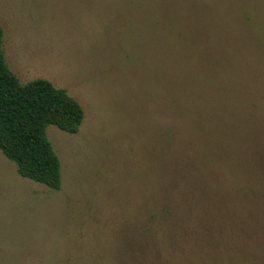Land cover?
Masks as SVG:
<instances>
[{
    "label": "rangeland",
    "instance_id": "obj_1",
    "mask_svg": "<svg viewBox=\"0 0 264 264\" xmlns=\"http://www.w3.org/2000/svg\"><path fill=\"white\" fill-rule=\"evenodd\" d=\"M2 49L82 107L52 190L0 151V264H264V0H0Z\"/></svg>",
    "mask_w": 264,
    "mask_h": 264
},
{
    "label": "trees",
    "instance_id": "obj_2",
    "mask_svg": "<svg viewBox=\"0 0 264 264\" xmlns=\"http://www.w3.org/2000/svg\"><path fill=\"white\" fill-rule=\"evenodd\" d=\"M2 37L0 28V151L15 164L19 176L59 190L60 162L46 128L77 133L83 109L46 79L21 83L5 62Z\"/></svg>",
    "mask_w": 264,
    "mask_h": 264
}]
</instances>
